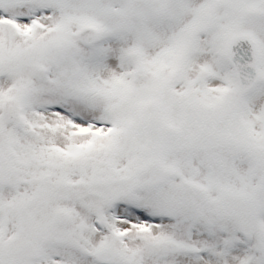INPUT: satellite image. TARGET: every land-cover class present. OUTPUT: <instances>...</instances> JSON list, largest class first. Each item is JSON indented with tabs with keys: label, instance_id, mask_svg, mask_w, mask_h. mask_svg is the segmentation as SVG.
<instances>
[{
	"label": "snow or ice",
	"instance_id": "obj_1",
	"mask_svg": "<svg viewBox=\"0 0 264 264\" xmlns=\"http://www.w3.org/2000/svg\"><path fill=\"white\" fill-rule=\"evenodd\" d=\"M0 264H264V0H0Z\"/></svg>",
	"mask_w": 264,
	"mask_h": 264
}]
</instances>
